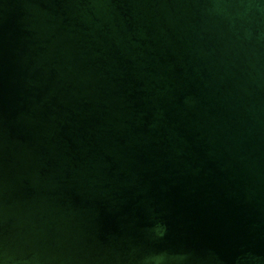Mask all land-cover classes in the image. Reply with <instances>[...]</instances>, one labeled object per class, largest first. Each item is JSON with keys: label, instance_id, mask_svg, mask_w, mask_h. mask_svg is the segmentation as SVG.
I'll return each mask as SVG.
<instances>
[{"label": "water", "instance_id": "obj_1", "mask_svg": "<svg viewBox=\"0 0 264 264\" xmlns=\"http://www.w3.org/2000/svg\"><path fill=\"white\" fill-rule=\"evenodd\" d=\"M159 253L264 264V0H0V264Z\"/></svg>", "mask_w": 264, "mask_h": 264}, {"label": "clouds", "instance_id": "obj_2", "mask_svg": "<svg viewBox=\"0 0 264 264\" xmlns=\"http://www.w3.org/2000/svg\"><path fill=\"white\" fill-rule=\"evenodd\" d=\"M164 227L162 225L157 226L156 234L158 236L164 235ZM166 259V253L154 254L146 258L145 264H163Z\"/></svg>", "mask_w": 264, "mask_h": 264}]
</instances>
